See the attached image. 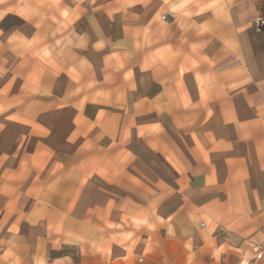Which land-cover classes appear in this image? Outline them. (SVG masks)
Wrapping results in <instances>:
<instances>
[{
    "label": "crops",
    "instance_id": "obj_1",
    "mask_svg": "<svg viewBox=\"0 0 264 264\" xmlns=\"http://www.w3.org/2000/svg\"><path fill=\"white\" fill-rule=\"evenodd\" d=\"M263 212L264 0H0V264H264Z\"/></svg>",
    "mask_w": 264,
    "mask_h": 264
},
{
    "label": "rangeland",
    "instance_id": "obj_2",
    "mask_svg": "<svg viewBox=\"0 0 264 264\" xmlns=\"http://www.w3.org/2000/svg\"><path fill=\"white\" fill-rule=\"evenodd\" d=\"M56 1V0H55ZM56 21V20H55ZM60 26H61V24H60ZM62 27L63 26H61L59 29L61 30L62 29ZM56 31H57V27H56ZM263 215H264V212H263ZM261 217H262V219H260L261 220V223L264 225V217L261 215ZM239 218H225L224 220H223V223H225L224 225H227L229 228L231 227V229L233 228V226H237V225H239L240 223H241V221L240 220H238ZM255 219H259L258 217H255V218H252V217H247V219H246V223L247 224H252L253 223V221L255 220ZM206 221V219H202L200 222H205ZM254 229H252V231H253ZM222 250V249H221Z\"/></svg>",
    "mask_w": 264,
    "mask_h": 264
},
{
    "label": "built area",
    "instance_id": "obj_3",
    "mask_svg": "<svg viewBox=\"0 0 264 264\" xmlns=\"http://www.w3.org/2000/svg\"><path fill=\"white\" fill-rule=\"evenodd\" d=\"M165 17L166 15H164L162 18L165 19ZM251 249L253 252V258L257 261L264 263V248L259 244H253Z\"/></svg>",
    "mask_w": 264,
    "mask_h": 264
}]
</instances>
